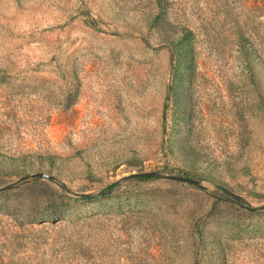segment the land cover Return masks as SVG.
<instances>
[{"label": "rangeland", "instance_id": "obj_1", "mask_svg": "<svg viewBox=\"0 0 264 264\" xmlns=\"http://www.w3.org/2000/svg\"><path fill=\"white\" fill-rule=\"evenodd\" d=\"M0 264H264V0H0Z\"/></svg>", "mask_w": 264, "mask_h": 264}, {"label": "water", "instance_id": "obj_2", "mask_svg": "<svg viewBox=\"0 0 264 264\" xmlns=\"http://www.w3.org/2000/svg\"><path fill=\"white\" fill-rule=\"evenodd\" d=\"M153 175V172H143V173H136V174H133V176H138V175ZM170 179H174V180H179V181H188L189 179L188 178H185V177H182V176H170L169 177ZM226 190V189H225ZM228 193L230 194H233L231 193L229 190H226Z\"/></svg>", "mask_w": 264, "mask_h": 264}, {"label": "trees", "instance_id": "obj_3", "mask_svg": "<svg viewBox=\"0 0 264 264\" xmlns=\"http://www.w3.org/2000/svg\"><path fill=\"white\" fill-rule=\"evenodd\" d=\"M137 177H139V178H142V179H146V178H150L151 177V175H138Z\"/></svg>", "mask_w": 264, "mask_h": 264}]
</instances>
